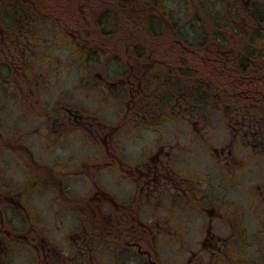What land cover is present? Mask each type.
<instances>
[{
	"label": "flooded vegetation",
	"instance_id": "af4514ba",
	"mask_svg": "<svg viewBox=\"0 0 264 264\" xmlns=\"http://www.w3.org/2000/svg\"><path fill=\"white\" fill-rule=\"evenodd\" d=\"M237 1L236 11L248 4ZM2 13L9 22L0 19V159L31 165L21 162L25 179L18 184L0 170L6 253L24 248L31 264H264V193L257 196L244 176L262 170L258 188L264 192V40L256 39L252 56L242 50L237 60L224 52L207 57L220 70L195 69L186 89L179 82L184 57H112L81 48L63 63L66 80L76 69L78 85L44 101L36 91L49 87L37 83L43 74L36 64L50 63L51 54L37 43L49 26L36 24L29 10L13 6ZM228 27L237 29L234 36L246 28ZM258 30L264 25L256 24ZM14 68L17 87L9 79ZM77 90L80 99L71 96ZM91 92L99 95L98 102L92 96L95 105L83 99ZM15 109L19 121L49 129L47 140L16 139L15 125L6 130ZM42 143L46 151L34 157L29 146ZM59 146L74 152L66 156L62 148L63 155L51 157ZM72 176L86 186L81 197L69 192ZM48 193L43 216L37 199ZM48 220L58 231L55 241L40 233L20 240L13 226L29 222L45 233Z\"/></svg>",
	"mask_w": 264,
	"mask_h": 264
},
{
	"label": "rangeland",
	"instance_id": "374dc122",
	"mask_svg": "<svg viewBox=\"0 0 264 264\" xmlns=\"http://www.w3.org/2000/svg\"><path fill=\"white\" fill-rule=\"evenodd\" d=\"M191 1L193 2V0ZM228 1L232 2L237 0ZM17 2L27 7L35 20L39 19L41 24H47V26H49V28L45 26L46 28L41 30V39L37 43L39 50L47 45L48 52L51 54L50 63L41 65L39 62H37L36 64L38 74H51L50 79H44L43 75L36 76L38 84L41 82L47 83V86L49 87L48 89L45 88L44 91L42 90L43 93L41 95L36 91L37 98L40 97L44 101L48 95L56 97L61 93V91H66L68 86L78 85L76 83V69L71 70L72 73L69 79L66 80L68 75L66 72L63 75V68H65L63 63H67L64 61L65 58H68L69 61L71 57H75L77 55V50L80 51L81 48H85L87 52L93 49L95 51L94 53L100 54L102 56L106 55L112 57L115 56V54L121 55L123 57L127 55L138 57L146 56L147 58L154 59L158 57L172 56L184 57L186 60L183 59L182 61L186 63L182 64L180 67L179 82H181V88L186 89L189 81L187 78L190 73L195 71V69L201 71L202 73H208L211 70V66L215 65L217 70H220L217 64H207V57L216 54L221 55L224 52L225 55L232 56L235 58V60L239 59V57H241L242 51L240 48V45H242V39L239 36H243L246 32L245 30L238 32L239 36H234L230 32H227L226 38L230 40L229 47L227 48L221 47L219 44H214L210 41H206L202 46L196 44L185 45L180 43L179 40L175 39V36L170 28L160 29L156 35H153L151 32L147 33V30L149 32V29L147 28L146 21H144V19L149 15V9L152 7L150 2H145L144 0H124V7H118L115 0H14V2H12V0H0V7H6L10 5L13 8L14 4ZM163 2L168 8L178 7V5L175 3L176 0H164ZM187 9L188 11H191L192 7H188ZM178 12L179 11L177 9L176 13ZM1 18H3V15L0 16V19ZM246 28H249V26L247 25ZM77 44H79V46H77ZM236 44L239 47H237ZM238 49L240 52L237 51ZM93 68H100L103 71L102 65H94ZM96 70L98 69H94V71ZM213 70L214 67H212V71ZM19 74V70L14 68L9 78L15 83L16 87L19 81ZM83 80L85 85H87L89 78L85 76ZM260 84L264 87V80ZM256 86H259V84ZM90 89L92 88L85 87V90ZM79 92L83 91L77 90L73 92L71 96L73 98L80 99ZM94 95L96 96V100L98 102V93L91 92L89 96L83 98L85 103L95 105L93 104L95 102L92 97ZM19 113L20 110L15 109L12 113L13 116L7 118L8 121L5 120L6 124H9L5 127L6 130H11V126L15 125L16 131L14 132L13 136L16 139L20 136H24L25 139H27V142H32L34 139H36L37 142V138L39 136H44V139L47 140L46 138L51 135L49 133V129H47L44 125H41L40 122L37 123V121L33 119V122L26 120L21 121V119L19 121ZM1 114L2 112H0V115ZM38 126H40L39 129ZM20 132H24L26 134L22 133V135H20ZM215 135H219V131H217ZM75 137H77V135ZM25 139H20V141L17 140L16 142L28 146L29 143H26ZM73 140L75 142L76 139L73 138ZM29 147L30 150H32L31 152H33L34 157L36 153L40 155V152L42 153L46 151L45 143L35 144L33 147L30 145ZM68 148L69 147H65L64 149V147L59 146L58 149L53 152L51 157H53L55 154L57 157H59L64 153L67 156V153L74 152ZM61 149L64 153L59 155L60 153L58 154V151ZM7 159H0V170L2 168H6V173L8 175L7 177L17 184L24 181L25 176L23 174L24 171H22L24 170V167L22 164L25 166H31L30 164H27L29 163V159H21L22 164L19 160L14 163V161ZM40 160L42 163H44L50 159ZM67 161V164L71 167V159ZM15 164L20 166V168H16ZM261 172L262 170H260L259 174L256 172V175L253 172L248 174L246 173L244 175L246 183L245 185H256L255 193L260 197L264 193L260 191L262 188H258V182L261 181L260 177L262 176ZM68 183L70 186V194L80 197L83 195L81 193L82 188L86 187H84L83 181H78L76 176H72ZM49 196L50 195L48 193L40 196L37 199V206L41 210L43 216L48 215L46 207L48 205L47 200ZM69 215L73 216L76 215V213L73 212ZM46 223L48 224L45 229V233L39 227L36 228V231L33 230L31 225H29V222L24 225L22 223H18V221H15L13 222V226L19 239L20 237L23 238L22 235L30 238L37 237L40 233L41 237L45 235L46 237H49L55 241L56 237L58 236V233L55 232L58 231L54 229L53 224L50 223L49 225V220ZM6 227L7 225L5 223H3V226L0 225V264H31V253L26 251L24 248L15 249L16 251L14 252H5L6 249L4 247L6 244L10 243L8 242L9 239H7V232L2 229H6ZM62 230L63 228L60 229V231ZM24 241L29 242L28 240ZM64 244V242H61L59 246L63 248L65 246ZM151 245L152 243L150 241V248H154ZM16 247L18 248L19 245H16ZM63 249L67 250V248ZM165 254H167V252H165ZM179 257H181L182 261H184L186 255Z\"/></svg>",
	"mask_w": 264,
	"mask_h": 264
},
{
	"label": "trees",
	"instance_id": "16d2710c",
	"mask_svg": "<svg viewBox=\"0 0 264 264\" xmlns=\"http://www.w3.org/2000/svg\"><path fill=\"white\" fill-rule=\"evenodd\" d=\"M118 7H124V0H115ZM150 2L151 9L148 17L144 19L149 26V33L158 34L162 28H170L176 40H179L185 45H203L206 41H217L220 44L227 40L226 33L237 31L236 28L228 26L245 25L250 26L245 28V34L241 37L247 42L245 48H242L246 56H252L256 39L264 40V30L256 31V24L264 25V1L259 3V8H256V0L248 1L247 6L237 13L236 4L239 1L228 0H176L178 7L168 8L164 5V0H144ZM14 2V0H12ZM191 4V5H189ZM2 6V5H1ZM15 7L29 10L19 2L14 4ZM188 7H192L188 11ZM11 9L10 5L0 7V9ZM178 9V13L177 9ZM247 9L252 13H247ZM5 14V15H4ZM2 13L4 22L7 21V14ZM23 15V13H22ZM12 22H16L12 20ZM35 23H40L39 19ZM248 46L249 50H248ZM221 56V55H220ZM180 70V68H179Z\"/></svg>",
	"mask_w": 264,
	"mask_h": 264
}]
</instances>
